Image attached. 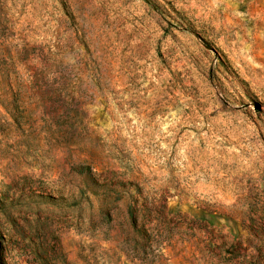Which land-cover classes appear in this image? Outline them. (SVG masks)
<instances>
[{"label": "rangeland", "instance_id": "374dc122", "mask_svg": "<svg viewBox=\"0 0 264 264\" xmlns=\"http://www.w3.org/2000/svg\"><path fill=\"white\" fill-rule=\"evenodd\" d=\"M0 264H264V0H0Z\"/></svg>", "mask_w": 264, "mask_h": 264}]
</instances>
